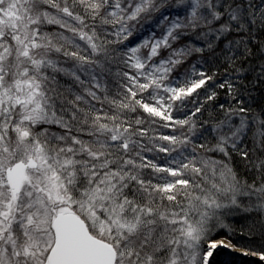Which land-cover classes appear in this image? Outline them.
Segmentation results:
<instances>
[{
  "label": "snow or ice",
  "instance_id": "obj_1",
  "mask_svg": "<svg viewBox=\"0 0 264 264\" xmlns=\"http://www.w3.org/2000/svg\"><path fill=\"white\" fill-rule=\"evenodd\" d=\"M176 5L183 20L128 47L136 22L153 13L169 21L168 0H0V264H210L229 246L211 235L224 212L243 196L264 200V184L242 185L227 163L232 152L250 159L239 149L252 130L248 109L221 105L214 127L199 126L211 140L189 149L206 107L191 98L208 88L214 101V76L170 79L203 51L175 46L184 29L214 51L213 39L254 14L242 0ZM62 77L79 90H62ZM219 87L234 92L230 81ZM188 102L194 111L174 118V106ZM156 118L188 134H158ZM255 136L264 149V119ZM242 254L264 264V245Z\"/></svg>",
  "mask_w": 264,
  "mask_h": 264
},
{
  "label": "trees",
  "instance_id": "obj_2",
  "mask_svg": "<svg viewBox=\"0 0 264 264\" xmlns=\"http://www.w3.org/2000/svg\"><path fill=\"white\" fill-rule=\"evenodd\" d=\"M242 3L249 13L254 14L255 22L246 25L244 29L233 26L230 31L223 33L220 39H213L214 51L209 50L207 40L200 32L189 27L188 33L190 34L187 33V39L195 41L193 47L203 48V51L194 52L190 56L191 64L184 76L173 73L170 79L176 84H183L186 75L195 76L200 70L214 76L210 89L217 92L214 101L206 102L208 88L199 90V94H194L191 98L192 101L206 104V107L202 114H197L195 118L198 131L195 133V139L189 145V149L194 145L211 140L208 133L203 136L199 135V126L203 124L204 127H214L217 114L221 118L224 115L221 105L224 109H236L240 106L248 109L247 119L251 121L252 130L246 132L245 137H242L243 143H239V149L249 151L250 159L242 158L239 152H232L227 163L236 172L242 185H251L255 182V186L259 187L264 184V179H262L264 172L259 167L260 162L264 161V149H261L259 143L256 142L255 134L260 120L264 119V22H261L260 15L264 12V0H242ZM250 19L253 18L250 17ZM109 38L113 39V37ZM173 43L175 46L178 45ZM136 44L137 42H134L130 45ZM180 44L176 47L182 48L183 45ZM113 47H117V45H113ZM115 70L113 67V71ZM66 78L68 77H62L63 80H60L62 90L65 88L64 79ZM226 80L234 85L233 93H229L226 88L219 87V84ZM195 106L192 102L177 104L175 112L178 116H174V118H186L194 111ZM243 118L240 114L233 116L236 124H239ZM158 120L159 118L156 123L157 127L165 123ZM183 129L188 131L186 127ZM55 130L58 131L57 128ZM214 158L220 159V154L217 153ZM211 235L212 239L223 237L233 246L249 251H259L260 246L264 245V200L258 199L255 194L250 198L248 196L241 197L240 207L224 212L219 222L213 227ZM210 264H261V262L256 258H239L228 261L222 257L221 253L217 252L212 256Z\"/></svg>",
  "mask_w": 264,
  "mask_h": 264
},
{
  "label": "rangeland",
  "instance_id": "obj_3",
  "mask_svg": "<svg viewBox=\"0 0 264 264\" xmlns=\"http://www.w3.org/2000/svg\"><path fill=\"white\" fill-rule=\"evenodd\" d=\"M168 3L172 4L173 7L163 10V14L165 16L169 17V21H166L164 24H161L160 21L157 19V16L159 14L158 13H153L151 18L145 17V18L141 19L139 22H136L134 24L133 29H132L133 35L131 37H129L128 40L123 41V43L125 45H127L128 47H132V45H130V44H133L134 42H137L136 45H138L144 39H147V38H150V37L159 38V37H161L164 34V32L166 31L167 27L169 26L171 20H175V19H178V18L183 20V18L186 15V13H185V11L183 9V6H177L176 5V0H168ZM188 32H189V28L184 29L182 31V33H181V36H180L181 39L179 38V40L175 42L178 45H181L180 43H182V45H183L182 48H184V47L194 48L193 46H195V41L191 40L190 38L187 39L188 38L187 35L190 34ZM113 39L115 40L116 38L113 37ZM130 41H132V42L129 44ZM136 45H134V46H136ZM178 45H176V46H178ZM192 54L190 56H192ZM190 56H188L186 58L187 61H185L182 64V66H180L176 70V72L174 73L175 75H177L179 73L181 76H184L188 72L189 66L191 64ZM60 80H63V79H60ZM64 80L66 82V85H65V88H63V89L72 87L74 92L79 90L78 85H74L71 78L68 77V78H66ZM176 106L177 105L174 106L173 111H172L173 112L172 113L173 116H178L177 112H175ZM153 127L155 129V132L158 133V134H165V135L188 134L187 130H184V129H181V128H178V127L177 128H165V127H163V123L161 124V126L157 127L156 124H155V125H153ZM156 127H157V129H156ZM51 128H52L53 131H56L55 130L56 127L54 125L51 126ZM161 143H164V142H161ZM147 155L149 156V158L156 157V162L157 163H164L165 162V154L164 153L157 154V153L153 152V153H147ZM147 175L151 176V171L150 170L147 173ZM213 240H215V241L216 240H224L230 247L229 250L227 248H225V247H219L218 249H216L214 251L213 255L215 253L219 252V253L222 254V257L224 259L228 260V261H231L233 259L238 260L239 258H242V259H254V258H256V259H258L256 256L243 255L242 253L244 251H249V250L233 246L227 239H225L223 237H219V238H216V239H213ZM233 250L236 251L237 253H233L232 252ZM212 256L209 258V260L212 259Z\"/></svg>",
  "mask_w": 264,
  "mask_h": 264
},
{
  "label": "bare ground",
  "instance_id": "obj_4",
  "mask_svg": "<svg viewBox=\"0 0 264 264\" xmlns=\"http://www.w3.org/2000/svg\"><path fill=\"white\" fill-rule=\"evenodd\" d=\"M217 242H220V241H223L224 242V244H226V245H228L224 240H216ZM222 247H224V246H222ZM225 248H227L228 250L230 249V247L228 246V247H225ZM233 253H237L236 251H232Z\"/></svg>",
  "mask_w": 264,
  "mask_h": 264
}]
</instances>
